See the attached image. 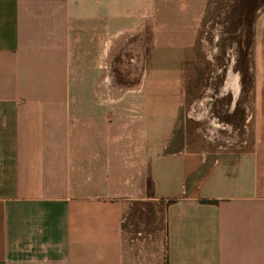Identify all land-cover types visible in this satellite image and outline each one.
Instances as JSON below:
<instances>
[{
  "label": "crops",
  "instance_id": "obj_1",
  "mask_svg": "<svg viewBox=\"0 0 264 264\" xmlns=\"http://www.w3.org/2000/svg\"><path fill=\"white\" fill-rule=\"evenodd\" d=\"M209 1L0 0V264H264V0L207 19L240 128Z\"/></svg>",
  "mask_w": 264,
  "mask_h": 264
},
{
  "label": "rangeland",
  "instance_id": "obj_2",
  "mask_svg": "<svg viewBox=\"0 0 264 264\" xmlns=\"http://www.w3.org/2000/svg\"><path fill=\"white\" fill-rule=\"evenodd\" d=\"M259 1V0H258ZM225 4V0H210L209 1V6L208 9L206 10V15L204 16L202 22L200 23L199 29H198V34H197V44L200 45L205 52H207L208 60H216L217 58H220V54H226L223 55L224 59L228 58V56L233 58L234 65L232 66L233 69L237 67L239 70L237 71L238 76H239V82H240V87H239V97H240V109L238 110V119L236 118V122H233V127H239L243 125V107H242V100L244 101L247 96V89L249 86V79L251 78L250 71L246 67L245 64H243V60H241V49L236 43V40L229 35V29L234 25L232 23L226 22V23H216L212 20L210 22H207V19H211L209 17L213 13H218V10L221 8V5ZM234 39V40H232ZM233 41V42H232ZM236 43L232 44L230 46V43ZM237 59V61H236ZM210 63V61H208ZM223 71L224 69L217 68V70H212V67L207 68V76L209 77L210 74H212L216 79L214 81H219L220 78L223 76ZM216 73V74H213ZM216 82H214L216 84ZM213 85V84H212ZM145 91V88H144ZM215 88L211 87V92L214 93ZM202 95V90L201 88H198V91L196 92V97H199ZM245 107H247L246 103H243ZM194 114V115H193ZM245 114V112H244ZM247 114V112H246ZM245 114V115H246ZM205 114L196 111V113H192V118L187 120V122L190 125V127H203L205 125ZM225 116V115H224ZM224 116H217V121H214V124H218L221 127H225L224 121L225 117ZM181 114L178 118V122L181 123ZM227 121V120H226ZM229 121V120H228ZM222 123V124H220ZM232 125V124H231ZM229 125V127L231 126Z\"/></svg>",
  "mask_w": 264,
  "mask_h": 264
},
{
  "label": "bare ground",
  "instance_id": "obj_3",
  "mask_svg": "<svg viewBox=\"0 0 264 264\" xmlns=\"http://www.w3.org/2000/svg\"><path fill=\"white\" fill-rule=\"evenodd\" d=\"M229 83H230V81H229ZM225 88H226V87H225ZM225 88H224V89H225ZM226 89H231V86H230V87H228V86H227V88H226Z\"/></svg>",
  "mask_w": 264,
  "mask_h": 264
}]
</instances>
